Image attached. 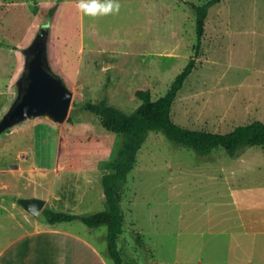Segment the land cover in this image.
Returning <instances> with one entry per match:
<instances>
[{
    "label": "rangeland",
    "instance_id": "1",
    "mask_svg": "<svg viewBox=\"0 0 264 264\" xmlns=\"http://www.w3.org/2000/svg\"><path fill=\"white\" fill-rule=\"evenodd\" d=\"M205 1L119 0L118 14L92 18L78 10L77 0H0V120L16 98L22 49L41 27L50 28L53 70L73 90L65 122L37 117L0 135V188L20 176L23 196L45 199L51 169L109 172L123 137L103 128L85 104L106 101L132 113L142 103L138 90L160 98L193 57L195 68L173 104L176 123L227 133L264 122V0L212 6L196 56V13L187 2ZM64 137H71V146L61 144L60 150ZM222 150L205 157L161 131L149 132L122 190L119 246L126 264H264V147L243 148L234 158ZM14 164L23 173L11 171ZM31 169L50 170L38 176ZM98 183L77 191L84 204L71 210L70 201L63 211L105 210ZM6 188L1 192L9 198H21L12 185ZM53 192L60 201V191ZM10 220L12 214L0 209V231ZM70 223L76 231H97L93 241L114 264L106 226L90 230L81 221Z\"/></svg>",
    "mask_w": 264,
    "mask_h": 264
},
{
    "label": "trees",
    "instance_id": "2",
    "mask_svg": "<svg viewBox=\"0 0 264 264\" xmlns=\"http://www.w3.org/2000/svg\"><path fill=\"white\" fill-rule=\"evenodd\" d=\"M184 1V0H178ZM222 0H207L203 3L187 2L196 13L197 45L196 56L201 53L209 10ZM196 57L189 60L184 69L176 76L167 92L153 99L150 91L138 90L136 95L142 103L132 113L108 104L87 102L85 109L98 116L103 128L123 137L115 162L109 164L101 182L107 207L91 214H75L45 207L42 215L51 224L81 221L91 229L107 227L108 253L114 264H126L119 246V237L125 232L124 213L121 206L122 190L127 184L128 175L137 164V156L149 132L161 131L175 143L191 148L201 156H209L221 147L229 158L237 157L246 147H264V122L254 121L238 125L227 133L192 130L176 123L172 118L173 104L192 74Z\"/></svg>",
    "mask_w": 264,
    "mask_h": 264
},
{
    "label": "crops",
    "instance_id": "3",
    "mask_svg": "<svg viewBox=\"0 0 264 264\" xmlns=\"http://www.w3.org/2000/svg\"><path fill=\"white\" fill-rule=\"evenodd\" d=\"M61 144L71 146V137L61 139L60 150L63 147ZM21 157L26 158V154H22ZM48 170L50 169L46 171ZM11 171L23 173L18 164L12 165ZM29 171L38 176L46 172L45 169H31ZM51 171L53 179L52 181L49 180L48 183L51 181L53 185L46 190L47 197L45 200L48 201L50 208L59 211L69 208L70 201L71 210L79 204H84V202L78 203L82 198H78L77 191H80L82 187L87 191L90 188L96 189L104 174L102 169H59L58 167L51 169ZM18 177H13L14 181L11 183L4 182L1 188L7 189V186L12 185L13 191H17L18 195L21 193V198H9L13 195L2 193L0 188V194H2L0 196V209L10 212L14 221L10 220L7 226H4L0 231V264H112L105 252L93 241V235L95 236L97 231L88 233L76 231L70 227V222L51 224L39 219L38 216L42 212L38 216H34L25 210L20 204V199L35 197V194L23 196ZM54 189L60 191L56 193L60 196L58 202L53 198ZM103 195L104 192L100 191L98 199L103 200ZM81 196L83 197V194ZM247 196L248 194L244 195L242 201L244 205H246ZM104 234L107 235V231Z\"/></svg>",
    "mask_w": 264,
    "mask_h": 264
},
{
    "label": "water",
    "instance_id": "4",
    "mask_svg": "<svg viewBox=\"0 0 264 264\" xmlns=\"http://www.w3.org/2000/svg\"><path fill=\"white\" fill-rule=\"evenodd\" d=\"M49 36L50 28L41 27L32 43L22 49L24 69L16 84V98L0 120V135L30 118L48 117L54 122L63 123L69 116L73 90L51 66ZM39 38H42L41 50L30 58L29 51ZM25 79L29 80L26 86ZM104 199L106 201V196ZM46 202L36 197L20 199L24 209L34 216L44 210Z\"/></svg>",
    "mask_w": 264,
    "mask_h": 264
},
{
    "label": "clouds",
    "instance_id": "5",
    "mask_svg": "<svg viewBox=\"0 0 264 264\" xmlns=\"http://www.w3.org/2000/svg\"><path fill=\"white\" fill-rule=\"evenodd\" d=\"M78 10L92 18L118 14L121 8L119 0H77Z\"/></svg>",
    "mask_w": 264,
    "mask_h": 264
},
{
    "label": "flooded vegetation",
    "instance_id": "6",
    "mask_svg": "<svg viewBox=\"0 0 264 264\" xmlns=\"http://www.w3.org/2000/svg\"><path fill=\"white\" fill-rule=\"evenodd\" d=\"M42 47V38H39L35 44L33 45L32 49L29 51L30 58L35 57L41 50ZM29 80L25 79L24 85L26 86L28 84Z\"/></svg>",
    "mask_w": 264,
    "mask_h": 264
}]
</instances>
